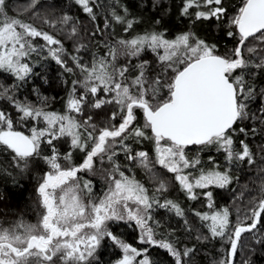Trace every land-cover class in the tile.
I'll use <instances>...</instances> for the list:
<instances>
[{"label": "snow or ice", "instance_id": "obj_1", "mask_svg": "<svg viewBox=\"0 0 264 264\" xmlns=\"http://www.w3.org/2000/svg\"><path fill=\"white\" fill-rule=\"evenodd\" d=\"M75 3L92 21L96 20L94 0ZM182 15L227 23L226 35L235 39V47L221 55L215 44L191 32L168 39L163 32L152 31L112 44L106 41V53L92 56L86 63L79 55L87 50L86 44H78L75 55L67 53L60 39L8 16L6 0H0V75L17 81L9 86L0 84V100L12 105L18 123L28 125V134L16 130L12 115L0 109V148L11 153L13 167L22 172L39 161L47 166L38 186L43 212L35 224L20 221L10 228H0V264H57V260L60 264H98L97 252L107 240L122 252L115 264H154L147 247L137 249L113 231L121 223L138 228L139 242L164 250L173 264H189L195 247H178L172 239H157L155 227L149 223L156 208L177 216H183V210L172 200L161 202L155 194L150 195L144 184L126 175L117 157L123 152L126 161L135 162L158 185L155 192L163 193L168 188L154 170L159 165L166 173L174 174V180L191 200L198 199L195 189L229 187L238 179L232 175V167L256 164L257 156L246 139L237 141L235 136L240 133L247 138L249 131L253 136L258 134L255 128L245 129L238 124L253 118L248 113V102L256 89L249 79L264 72V56L258 61L252 59L258 52L253 41L264 44V0H241L229 20L225 0H185ZM114 19L126 24L125 31L133 26V21L120 15L114 14ZM44 23L50 27L60 25L61 31L67 27L68 39L79 35L73 18L67 14L57 20L45 19ZM108 27L105 23L104 28ZM88 35L94 39L102 32L97 26ZM36 38L45 43H34ZM44 48L66 72L73 73L75 68L80 75L72 81L64 113L46 110L49 98L38 90L34 91L39 106L15 96L33 74L28 58ZM148 53L156 55L161 66L158 72L142 58ZM62 56H68L74 68ZM121 57L127 58L124 63H118ZM135 60L139 63H133ZM260 99V114L255 118L264 123V93ZM109 105L114 110L102 127L93 122L91 113L84 117L86 107L99 110ZM137 112L142 114L143 124L137 123ZM117 118L119 123H114ZM62 139L72 150L84 153L82 163L73 164L71 151L60 152L56 142ZM144 140L153 143L154 158L150 159L147 151H134L129 143ZM192 146L198 150L195 156L188 155ZM258 147L264 151V144ZM208 149L222 153L232 167L222 169L213 162L206 169L199 152ZM208 159L213 161L212 156ZM259 159L258 171L264 173V155ZM193 169L198 175H193ZM84 172L100 175L106 191L93 196L92 180L81 181L78 175ZM259 192V200L253 197L252 207L235 225L227 207L211 215L195 214L209 222L210 234L197 235L196 240L219 238L228 244L226 255L214 264H234L238 248L242 250L243 234L257 229L264 214V179ZM200 194L207 197L208 207H213L212 191ZM154 223L159 225L158 221ZM185 225L191 232L186 220ZM255 243L264 244V238Z\"/></svg>", "mask_w": 264, "mask_h": 264}, {"label": "trees", "instance_id": "obj_2", "mask_svg": "<svg viewBox=\"0 0 264 264\" xmlns=\"http://www.w3.org/2000/svg\"><path fill=\"white\" fill-rule=\"evenodd\" d=\"M185 0H96L93 5V11L96 15V20L92 21L82 7L75 3V0H6V12L8 16L20 19L24 22L31 23L41 31H46L57 39L63 42V47L67 53L75 55V48L78 44L84 43L87 45V50H81L79 53L83 57L84 62H90L92 56H102L106 53L105 42L108 44L114 43L119 39H131L136 35H142L145 32L159 31L166 35V38L173 39L176 36L191 32L199 39L205 40L209 44H215L218 48V54L224 55L229 50L235 47L236 41L226 35L228 29L227 23H221L213 20H196L194 16L182 15V8ZM241 4V0H225V7L228 9L229 20L231 15ZM127 9V12L124 9ZM190 12L194 9H190ZM67 14L73 18V22L78 28L79 35L68 39V28L64 27L61 31V26L50 27L44 23V20H57L62 15ZM114 14L124 17L126 20L133 21V26L128 31H125L126 24L119 23L114 19ZM2 19V17H0ZM105 23L109 27L104 28ZM97 26L102 32V36L94 39L89 37V33L97 30ZM34 43L40 45L41 41L36 38ZM253 45L257 47V54L253 55L252 59L259 60L264 56V44L258 41H253ZM162 54V50H161ZM68 61V66L73 67V62L68 56H64ZM146 58L151 63V68L155 71L160 70V64L157 63L156 55L148 53ZM127 58L121 57L118 63H124ZM28 62L32 66L33 74L23 83L22 87L15 93V96L20 99H27L34 105L39 106V100L36 91L47 96L46 110L55 111L57 113L66 112V102L71 90L72 81L80 78L78 70L74 68L73 73L66 72L60 65H58L48 54V49L38 50L31 54ZM133 63H139L138 60ZM130 71H132L130 69ZM247 76V72L245 73ZM11 76L0 75V84L9 86L16 83ZM249 83L256 89L255 96L248 102V113L250 120H245L239 123L245 129L255 128L257 135L253 136L251 131L247 138L243 134L237 133L235 139H246L253 153L257 156L256 164L243 165L240 167H232L224 159L220 152L214 149H208L199 152L200 159L206 169L213 166V162L219 164L222 169L232 167V175L238 177L234 179L233 183L225 188H210L208 191L213 193V207L209 208L206 204V199L198 196V199L191 200L186 193L181 190L178 182L171 176V180L166 177L163 179L169 188L166 192L157 193L155 184L143 168L137 166L135 162L126 161L124 153L120 152L117 157L122 169L126 175L134 176L148 189L149 193L155 194L157 199L161 202L166 198L178 204L183 210V216H177L174 212L166 209L156 208L153 212V220L149 221L155 227L157 239H172L176 242L178 247H195L196 252L189 260V264H214L219 261L222 256L226 255L228 244L219 238L210 240H196L197 235L209 236L207 224L209 222L202 221L195 214L197 212L211 215L214 211L222 210L227 207L230 211V219L233 225L240 223L244 215L252 207L250 201L253 197L257 200L260 198L259 188L264 179V173L258 171L260 166L261 151L258 147L264 144V123L255 117L260 114L261 108V94L264 93V72H260L251 79ZM0 109L10 113L14 119L16 130L26 132L25 125L18 123V114L14 111L12 105L7 100H0ZM112 108L104 107L103 109L85 108L84 117L90 113L93 116V122L97 127L106 123ZM77 116V119L84 117ZM137 123L143 124L142 114L137 112ZM30 123V122H29ZM114 123H119L117 118ZM150 134V133H149ZM64 142V141H62ZM59 149L64 152L71 151L72 162L75 165L82 163L84 153L78 150H72L70 147L60 142H56ZM131 143L134 151H147L150 157H154V145L149 140H144L141 143ZM47 151V150H46ZM62 151V152H63ZM195 146L188 151L189 156L197 154ZM11 153L5 152L0 148V219L7 221V219H17L23 217L24 219H34L35 214V187L36 183L30 178L18 177L17 174L10 167L7 156ZM209 156L213 157V161H209ZM124 165H127L125 168ZM195 170V169H194ZM96 182V181H95ZM96 188L98 183L96 182ZM205 192V190H201ZM21 215V216H20ZM21 217V218H22ZM185 220L187 227L192 229L191 232L186 231ZM30 221V220H28ZM158 221L159 225L154 222ZM251 221H248L250 223ZM113 231L121 235L127 243L143 249H149L148 255L154 264H173L172 258L162 249L157 247L143 245L139 242V231L137 228H129L124 224L119 227H113ZM264 238V214H262L261 222L257 225V229L252 233H245L241 238V248H238L237 255L234 258V264H264V244H256L255 240ZM252 249H255L253 252ZM98 264H113L115 261L121 259L122 252L118 247L113 246L110 240L105 241L98 251ZM189 259V258H186ZM58 264V263H57ZM93 264H96L94 261Z\"/></svg>", "mask_w": 264, "mask_h": 264}, {"label": "rangeland", "instance_id": "obj_3", "mask_svg": "<svg viewBox=\"0 0 264 264\" xmlns=\"http://www.w3.org/2000/svg\"><path fill=\"white\" fill-rule=\"evenodd\" d=\"M96 2V0H94V3ZM40 41H41V43L42 44H44L45 42L44 41H42L40 38H38ZM52 47H56V46H52ZM45 50H47V48H44ZM64 56H62V58H63ZM64 59V58H63ZM106 107H108L109 109L110 108H112V106L111 105H109V106H106ZM80 118V117H79ZM27 125H25V127H26ZM41 126H43V125H41ZM103 125H101V126H99V127H102ZM26 134H28V127L26 128V132H25ZM62 141H64V142H62ZM60 142V144L62 143V144H64V145H67L68 147H70V144L69 143H67L65 140H61V141H59ZM60 150V149H59ZM63 150L61 149L60 150V152L63 154V153H65L64 151L62 152ZM193 156V155H192ZM195 156V155H194ZM150 157V156H149ZM154 157H155V155H154ZM154 157H150V159L151 158H154ZM7 158H8V161H7V163L9 162V164H10V167L12 168V170L17 174V176L18 177H26V176H28V175H30V178L32 179V180H34L35 181V183H36V187H35V195H34V203H35V214H34V219H24L21 215V217H19V218H17V219H15V218H13V219H7V221H4L3 219H0V228H10V227H12L13 225H15L17 222H20V221H23V222H25V223H29V224H35L36 222H37V220L39 219V216H40V214L43 212V209H42V207H41V203H40V196H39V194H38V186H39V184L41 183V178H42V175H43V173H44V171H46L47 170V166L42 162V161H39V162H37V163H33L27 170H25V171H20L19 169H16V168H14L13 167V162H12V160H11V156L9 155V156H7ZM97 166H99V165H97ZM105 166H107V165H105ZM159 175H160V177H162V178H166V177H168L170 180H171V176L173 175L174 176V174H172V173H166L164 170H162L161 168H160V166L159 165H156L155 166V169H154ZM192 172H193V175L195 176V175H198V173L196 172V170H191ZM80 177H81V181H83V180H92V182H93V186H92V195L93 196H98V195H100L102 192H104V191H106V188H105V181L101 178V176L100 175H92V174H90V173H87V172H84V173H80V174H78ZM190 179H191V177H190ZM98 183V187L96 188V182ZM158 186V185H157ZM167 188H169V184H167ZM202 189H195V191L197 192V194H198V196H202L203 198H205L206 199V204H207V207H208V203H209V201H208V199H207V197H205V196H203V195H201L200 193H202V191H201ZM203 190H205V191H208V189H203ZM28 220H30V221H28ZM138 229V228H137ZM138 231H139V229H138ZM97 256H98V252H97ZM122 258V257H121ZM57 263L58 264H60V262L57 260ZM113 264H115V262L113 263Z\"/></svg>", "mask_w": 264, "mask_h": 264}]
</instances>
